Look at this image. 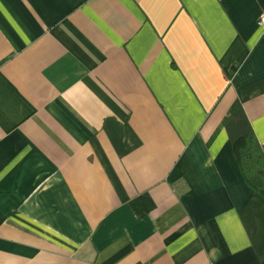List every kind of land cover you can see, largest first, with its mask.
Here are the masks:
<instances>
[{
    "label": "crops",
    "instance_id": "1",
    "mask_svg": "<svg viewBox=\"0 0 264 264\" xmlns=\"http://www.w3.org/2000/svg\"><path fill=\"white\" fill-rule=\"evenodd\" d=\"M264 0H0V264H264Z\"/></svg>",
    "mask_w": 264,
    "mask_h": 264
},
{
    "label": "trees",
    "instance_id": "2",
    "mask_svg": "<svg viewBox=\"0 0 264 264\" xmlns=\"http://www.w3.org/2000/svg\"><path fill=\"white\" fill-rule=\"evenodd\" d=\"M229 137L244 181L264 196V152L241 111L235 128L229 127Z\"/></svg>",
    "mask_w": 264,
    "mask_h": 264
},
{
    "label": "built area",
    "instance_id": "3",
    "mask_svg": "<svg viewBox=\"0 0 264 264\" xmlns=\"http://www.w3.org/2000/svg\"><path fill=\"white\" fill-rule=\"evenodd\" d=\"M257 23H258L259 26H261L263 28V35H264V14L259 16V19H258Z\"/></svg>",
    "mask_w": 264,
    "mask_h": 264
},
{
    "label": "water",
    "instance_id": "4",
    "mask_svg": "<svg viewBox=\"0 0 264 264\" xmlns=\"http://www.w3.org/2000/svg\"><path fill=\"white\" fill-rule=\"evenodd\" d=\"M262 149H263V152H264V144H262Z\"/></svg>",
    "mask_w": 264,
    "mask_h": 264
}]
</instances>
